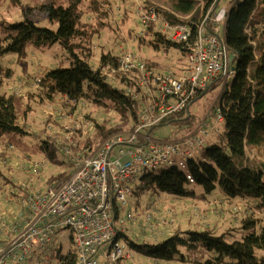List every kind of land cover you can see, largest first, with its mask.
<instances>
[{
	"label": "trees",
	"instance_id": "1",
	"mask_svg": "<svg viewBox=\"0 0 264 264\" xmlns=\"http://www.w3.org/2000/svg\"><path fill=\"white\" fill-rule=\"evenodd\" d=\"M16 1L20 3L22 19L14 22L0 19V57L9 53L21 55L28 45L41 49L57 43L71 55L70 66L50 70L36 80L39 81L36 87H41L46 96L55 99V95H61L65 97V105L68 107L66 111L60 112L51 106L50 112L45 113L46 116L56 123L58 118L64 121L62 114L64 112L73 114L76 104L84 99H89L94 105L102 108L116 110L120 114V118L109 125L99 122L96 118H88L90 114L82 117L92 119L93 128L85 137L75 133L74 138L78 135L80 139L78 145L73 146L71 155L69 152L66 155L62 151L58 140L54 141L47 134L42 137L41 150L51 163L61 166L65 162L59 159L63 154L69 157V163L75 168L74 154L91 155L107 137L115 133H127L139 121L137 112L139 105L130 95V90L135 85V74L116 72L110 75L112 68L118 65L121 49L119 48L118 54L112 51L102 52L98 66L94 64L96 38L103 31L112 29L111 2L110 0H42L36 8L44 11L51 24L39 26L28 16L33 12V6L21 3V0ZM142 1L141 8L146 15H149L151 10H155L160 18L159 21L143 22V30L147 27L154 37L151 40L152 46L155 49H164L166 52L172 48L181 49L185 54L182 44L168 40L164 28L162 27L163 31L156 29L155 22H161V26L162 22L174 26L191 23L192 20H198L202 12L207 13L213 2H215L214 12H219L220 2V0H203V3L202 0H164L165 6L162 7L153 5V0ZM179 15H191V19L185 20ZM224 30L229 57L230 53L236 54L239 56V62L236 67L237 77L232 85L222 90L216 100L215 106L219 105L225 116L223 131L217 132L208 145L204 144L199 149L201 152L203 147H206V158H188L186 170L174 164L162 172H147L141 177L140 182L131 185L130 194L165 193L176 198H192L199 195L194 187L196 185L202 188L200 194L202 200L221 194L228 200H250L255 210L264 212V164L246 156V147L264 145V0L243 2L237 0L231 9L226 11ZM139 41H142V38ZM148 66L154 70L155 66L149 64ZM183 70L185 67L174 69L178 74ZM13 71L11 68L0 66V141L6 145L4 147L13 146L14 141L24 135H31L19 114L23 97L15 91L10 93L1 91L6 79L13 76ZM216 82L215 80L211 84L206 93L213 89ZM205 94L199 95L196 99ZM191 106L189 110L168 116L162 124L190 122L194 117ZM26 113L25 111V116ZM158 126L147 128L146 133L152 135L153 130ZM244 138L246 143L243 141ZM68 147L67 145L66 148ZM9 158L8 152L0 154V185H14V187H19L18 185L22 183L31 187L40 185L38 181L14 183L12 172L8 171V168H1L2 165L8 166L3 160ZM74 168L70 171L50 174L48 185L67 181ZM115 207L116 238H124L137 253H144L153 260L169 263L186 261L187 254L183 252L184 249L188 253L206 251L208 258L203 264H264V222L263 219L255 216L253 211L248 210L242 219L240 238H234L229 231L220 233L209 227L202 230L186 229L183 232L176 230L171 235L166 229L163 235L154 238L151 227L144 222L142 216V224L148 226L152 235L144 243H137L128 233V224L122 226L120 223L124 211H119L117 202ZM135 220L136 218L130 221ZM143 229L147 230L144 227ZM134 255L135 253L132 258ZM58 256L62 258L60 264L76 262V253L72 251L63 253L61 245L58 248Z\"/></svg>",
	"mask_w": 264,
	"mask_h": 264
},
{
	"label": "built area",
	"instance_id": "2",
	"mask_svg": "<svg viewBox=\"0 0 264 264\" xmlns=\"http://www.w3.org/2000/svg\"><path fill=\"white\" fill-rule=\"evenodd\" d=\"M214 5L191 23L174 26L162 22L166 38L179 42L186 51L189 64L181 74L157 73L131 47L120 45L119 62L110 75L135 74L130 95L139 105V121L131 131L110 135L89 156L74 154L75 168L65 182L46 188L26 183L19 187L0 185V264H60L57 239H65L66 229L75 248V264H124L136 253L124 238H116L115 202L125 213L120 220L122 226L134 220L136 208H124L131 185L140 182L147 172L172 166L175 154L184 159L200 158L199 149L216 128L213 122L225 120L215 103L208 113H213L214 121L207 114L195 131L181 138H155L146 133L147 128L161 125L168 116L189 109L215 80L228 78L223 81V90L237 77L221 26L226 11L214 12ZM159 20L155 10L143 16L145 23ZM62 117L69 141L65 148L72 154L73 146L79 143L75 133L85 137L94 122L79 119L74 113L64 112ZM3 152L12 158L13 146H0V154ZM8 160L4 159L6 164ZM45 163V159L35 160L32 168L37 170ZM160 203L150 200L140 207L154 238L163 235L174 220L171 206L163 208Z\"/></svg>",
	"mask_w": 264,
	"mask_h": 264
},
{
	"label": "rangeland",
	"instance_id": "3",
	"mask_svg": "<svg viewBox=\"0 0 264 264\" xmlns=\"http://www.w3.org/2000/svg\"><path fill=\"white\" fill-rule=\"evenodd\" d=\"M41 1L42 0H21V3H28L33 6V12L28 16L35 20L37 25L49 26L51 23L44 11L36 8ZM243 1L244 0H239V2ZM13 2L15 4H13ZM110 2V21L112 23V29L103 31L100 36L96 38L97 48L94 53V64L96 66H98V61L102 52L112 51L118 54L120 52L119 44L131 47L136 55L142 60H145L147 64L155 66L153 69L158 73H166L169 70L175 72L174 69L177 70L178 68L188 66L189 60L187 59V55L181 49L172 48L166 52L164 49H155L152 46L151 40L154 38L153 35H151L147 27H144L143 30L142 17L146 12L141 8V6H143L142 0H110ZM236 2L237 0H220L218 11H228ZM152 3L155 6H165L164 0H153ZM189 16L180 15V17L185 20L188 19ZM0 19L10 22L20 21V19H22L20 3L16 0H0ZM155 24L156 29H163L161 22H155ZM222 27H224V23H222ZM140 38H142V41H139ZM230 62L234 67H237L239 56L230 53ZM70 65L71 55L69 51L62 48L58 43L51 47L41 49H35L31 45H28L21 55L9 53L0 57L1 67L14 70L13 76L6 79V83L1 91H8V93L15 91L23 97L20 102L19 114L20 117L23 118V123L26 124L31 132V135H24L14 141L13 157L9 158L7 167L1 166V168H8V171L12 172L14 176L12 180L14 183L38 181L42 187L46 188L48 186L50 174L60 171H70L74 168V166L69 163V157L61 154L59 159L65 162L62 163L61 166H58L53 162L52 164L46 154L41 150L42 137L47 134L52 137L54 141L58 140V144L62 147V151L66 155L69 154L65 148L67 145L69 146V141L66 139L64 121L58 118V122L56 123L45 115V113L50 112L51 106L60 112L66 111L68 107L65 105V97L55 95V99H51L45 95V91L41 87H36L38 86L36 80L41 78L48 71L56 68L68 67ZM216 81L217 82L213 85V89L192 103L191 113L194 114V117L190 122L161 124L153 130L152 136L155 138L167 136L181 138L196 130L201 121L208 114L210 107L216 103L218 96L222 92L223 81H228V78L223 77ZM25 111L27 112L26 116L24 115ZM74 113L79 119L96 118L99 122L107 125L111 122H116L117 119L120 118V114H118L116 110L94 105L89 99H84L76 104ZM87 114H90V117L82 118L86 117ZM208 117V119L214 120L213 113ZM213 123H215L214 125L216 128L211 130L210 135L206 139V145L215 138L217 132L223 131V122ZM3 139L5 138H2V140ZM75 139L79 140L80 136L76 135ZM243 141L246 143L245 138ZM0 146L6 145L2 144V141H0ZM200 153V158H206V147H203ZM174 156L176 160L174 164H177L180 169L186 170L187 159L177 154ZM246 156L251 160L256 159L264 164V145L252 148L246 147ZM41 159H46V164L37 170L33 169V161ZM166 168L167 167H161L155 172H162ZM194 187L199 195L192 198H176L175 196L165 193H147L145 195L130 194L128 196V203L124 207L126 209L136 208L137 211L136 220H129L127 222L130 237L137 243H144L146 239L149 240L151 238L152 234L150 229L141 222L142 213L140 212V207L150 200H160V204L163 208L171 206L170 208L174 213V221L171 223L170 227L167 228L170 235L176 230L183 232L186 229L202 230L209 227L220 233L229 231L234 238H240L242 236V231L240 230L243 224L242 219L247 214L248 210L249 212L253 211L254 215L263 219L264 222V212L255 210L252 201L228 200L221 194L202 200L200 198L202 188L196 185H194ZM143 227L147 230H144ZM64 236L65 239L60 237L57 239L58 246H62V251L65 254L70 251L75 252L69 229L65 230ZM182 250L187 254L185 256L187 259L186 261L169 263L156 259L153 260L152 257L144 253L136 252L133 258L131 257L125 260L124 264H203L206 258H208V254L204 250L190 253L186 252L184 249ZM56 261H59V259H56Z\"/></svg>",
	"mask_w": 264,
	"mask_h": 264
},
{
	"label": "crops",
	"instance_id": "4",
	"mask_svg": "<svg viewBox=\"0 0 264 264\" xmlns=\"http://www.w3.org/2000/svg\"><path fill=\"white\" fill-rule=\"evenodd\" d=\"M223 23H225V22H223ZM221 26H222V24H221ZM222 30H224V27H222ZM11 88H13V87H11ZM46 114H47V113H46ZM46 114H45V115H46ZM213 121H214V120H213ZM199 152H200V151H199Z\"/></svg>",
	"mask_w": 264,
	"mask_h": 264
},
{
	"label": "water",
	"instance_id": "5",
	"mask_svg": "<svg viewBox=\"0 0 264 264\" xmlns=\"http://www.w3.org/2000/svg\"><path fill=\"white\" fill-rule=\"evenodd\" d=\"M207 91V90H206ZM206 91L203 93V94H205L206 93ZM189 110V109H188Z\"/></svg>",
	"mask_w": 264,
	"mask_h": 264
}]
</instances>
